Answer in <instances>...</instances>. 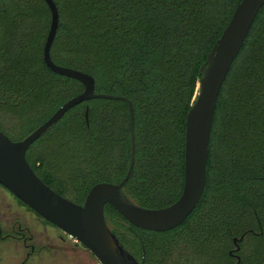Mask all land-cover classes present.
I'll return each mask as SVG.
<instances>
[{"label":"trees","instance_id":"obj_1","mask_svg":"<svg viewBox=\"0 0 264 264\" xmlns=\"http://www.w3.org/2000/svg\"><path fill=\"white\" fill-rule=\"evenodd\" d=\"M54 1L53 62L133 105L134 168L124 194L143 207L172 203L183 187L199 68L239 0ZM50 20L44 0H0V130L15 141L84 89L43 61ZM129 157L128 105L110 98L73 106L26 151L43 182L79 204L94 184L119 182ZM104 217L143 264H264V5L219 92L193 211L166 231L138 228L108 203Z\"/></svg>","mask_w":264,"mask_h":264},{"label":"water","instance_id":"obj_2","mask_svg":"<svg viewBox=\"0 0 264 264\" xmlns=\"http://www.w3.org/2000/svg\"><path fill=\"white\" fill-rule=\"evenodd\" d=\"M44 1L50 10L51 20L43 46V61L54 73L80 81L84 89L64 102L48 119L21 140H12L0 130V185L44 220L79 241L101 264H143V258L138 260L134 257L110 229L104 217V206L110 204L132 225L152 231L173 229L193 211L206 184L210 131L219 92L256 14L264 5V0L237 2L228 23L200 65L201 76L194 102L186 113L182 191L172 203L156 208L135 204L122 190L134 168V109L131 101L121 95L97 93L92 75L53 62L50 50L59 24V12L54 0ZM94 98L120 99L127 103L130 129L129 165L119 182L94 184L83 203L79 204L58 194L44 183L27 162L26 151L69 109Z\"/></svg>","mask_w":264,"mask_h":264},{"label":"rangeland","instance_id":"obj_3","mask_svg":"<svg viewBox=\"0 0 264 264\" xmlns=\"http://www.w3.org/2000/svg\"><path fill=\"white\" fill-rule=\"evenodd\" d=\"M0 226V264H101L79 241L45 222L2 186ZM19 227L25 241L12 236ZM8 233L11 236L3 237Z\"/></svg>","mask_w":264,"mask_h":264},{"label":"flooded vegetation","instance_id":"obj_4","mask_svg":"<svg viewBox=\"0 0 264 264\" xmlns=\"http://www.w3.org/2000/svg\"><path fill=\"white\" fill-rule=\"evenodd\" d=\"M1 186V185H0ZM3 187V186H2ZM4 188V187H3ZM6 189V188H5ZM7 190V189H6ZM12 194V193H11ZM13 195V194H12ZM14 196V195H13ZM15 197V196H14ZM16 198V197H15ZM16 200H17V198H16ZM3 229L1 228V226H0V236H1V234H2V231ZM14 235H16V237L17 238H23V240L25 241L26 240V234L23 232V228H21V227H19L18 229H16V230H14V232H13V235L12 236H14ZM18 235V236H17ZM5 236H11V234H6V235H4L3 237H5ZM33 247V245L31 246V248ZM234 255V254H233Z\"/></svg>","mask_w":264,"mask_h":264}]
</instances>
